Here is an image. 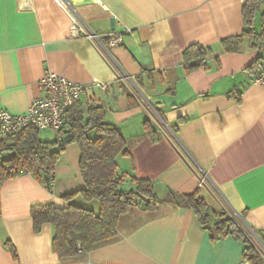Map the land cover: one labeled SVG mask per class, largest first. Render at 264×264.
Here are the masks:
<instances>
[{
	"label": "crops",
	"instance_id": "0c3cea01",
	"mask_svg": "<svg viewBox=\"0 0 264 264\" xmlns=\"http://www.w3.org/2000/svg\"><path fill=\"white\" fill-rule=\"evenodd\" d=\"M69 1L100 42L71 36L70 14L55 0H0V109L25 112L43 94L39 80L45 70L101 83L105 91H86L80 105L84 112L105 106L106 121L125 138L129 153L116 159L117 172L124 174L121 188L131 190L132 178H147L161 197L170 190L177 203L133 205L119 217L115 236L59 257L51 244L53 225L45 222L35 231L30 206H66L61 195L85 187L79 147L68 143L51 188L29 172L3 180L0 264H251L242 257L243 242L212 237L180 195L199 190L211 208L264 230V85L250 81L264 68V46L256 45L264 18L258 28L253 22V37H245L239 51L227 52L221 39L241 34L245 0ZM110 31L124 32L119 44H108ZM192 43L209 46L211 53L208 66L187 72L182 51ZM257 59L260 67L250 70ZM146 119L155 140L145 130ZM44 130L51 135L40 132L41 138H56ZM255 240L264 264V247Z\"/></svg>",
	"mask_w": 264,
	"mask_h": 264
},
{
	"label": "trees",
	"instance_id": "16d2710c",
	"mask_svg": "<svg viewBox=\"0 0 264 264\" xmlns=\"http://www.w3.org/2000/svg\"><path fill=\"white\" fill-rule=\"evenodd\" d=\"M264 0H245L242 4L244 28L241 34L221 39L222 49L227 52L239 51L245 37H253L252 24L256 11ZM264 18V11L262 12ZM264 19L262 21L263 26ZM262 32V31H261ZM261 35V33H260ZM260 37V36H259ZM259 39L256 43L258 46ZM211 53L209 46L192 43L182 51V64L187 72L196 67L208 66L200 62L202 57ZM255 60L249 69L260 67ZM131 105L135 99L127 93ZM67 124L59 130L61 139H43L39 129L26 126L17 133L0 139V187L3 180L22 172L31 173L47 188L54 181V169L59 155L65 145L75 142L80 151L79 172L85 187L66 192L61 195L66 206H58L54 202L35 203L30 206L33 229L39 231L41 225L49 222L53 225L52 249L59 257L89 251L97 244L115 236L117 223L121 214L133 205H142L145 209H153L162 200L177 203L175 195L167 190V195H159V186L147 178H132L134 188L124 190L120 184L124 174L117 172V156L128 154L126 142L121 131L105 119V107L101 104L90 106L82 111L80 102L66 113ZM144 127L152 140L157 138L156 130L151 123L144 120ZM80 195L84 200H96L97 210L78 205L73 198ZM182 202L197 215L200 225L211 232L212 237L220 238L231 235L245 244L242 257L251 264L262 263L264 247V230L244 227L235 216L225 210L211 208L200 195L199 190L181 194ZM5 246L13 258L17 251L9 239Z\"/></svg>",
	"mask_w": 264,
	"mask_h": 264
},
{
	"label": "built area",
	"instance_id": "2783aa9c",
	"mask_svg": "<svg viewBox=\"0 0 264 264\" xmlns=\"http://www.w3.org/2000/svg\"><path fill=\"white\" fill-rule=\"evenodd\" d=\"M55 1L60 6L65 7L70 14L71 36H85L100 42L97 34L91 31L76 14L69 0ZM94 1L99 2V0ZM123 33L117 31L107 32L105 36L108 44L112 46L119 44L122 41ZM259 45L264 46V22L259 37ZM200 62H206V57H202ZM250 81L264 85V68L253 73L250 76ZM39 85L43 90V94L32 98L25 112L13 113L4 108L0 109V139L11 136L26 126H33L38 129L53 130L56 133V139L60 140L59 130L67 124L66 113L68 110L83 100L82 97L86 91L92 89L105 91V86L97 81L84 84L51 70H45L39 80ZM51 187L52 184H50Z\"/></svg>",
	"mask_w": 264,
	"mask_h": 264
},
{
	"label": "rangeland",
	"instance_id": "374dc122",
	"mask_svg": "<svg viewBox=\"0 0 264 264\" xmlns=\"http://www.w3.org/2000/svg\"><path fill=\"white\" fill-rule=\"evenodd\" d=\"M263 11H264V4L261 5L259 10H257L256 14H255L254 23H255V26L257 28L259 27L260 18L262 16L261 14H262ZM151 119H153V118H151ZM39 133H40V135H43L44 137H46L47 135H51V133L49 131H45L44 129H40ZM73 202L78 204V205H81V206H84V207H88V208H91V209H94V210H97L98 207H99L98 201H96V200L87 201V200H84L83 198H81L80 196H77L75 199H73Z\"/></svg>",
	"mask_w": 264,
	"mask_h": 264
},
{
	"label": "water",
	"instance_id": "95a60500",
	"mask_svg": "<svg viewBox=\"0 0 264 264\" xmlns=\"http://www.w3.org/2000/svg\"><path fill=\"white\" fill-rule=\"evenodd\" d=\"M115 25H114V18H110V28L114 29Z\"/></svg>",
	"mask_w": 264,
	"mask_h": 264
}]
</instances>
